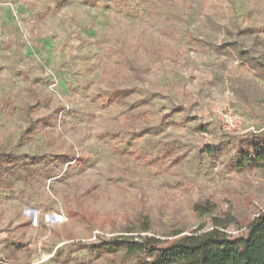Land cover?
<instances>
[{
    "label": "rangeland",
    "instance_id": "1",
    "mask_svg": "<svg viewBox=\"0 0 264 264\" xmlns=\"http://www.w3.org/2000/svg\"><path fill=\"white\" fill-rule=\"evenodd\" d=\"M258 145L264 0H0V264H123L83 248L209 217L243 233Z\"/></svg>",
    "mask_w": 264,
    "mask_h": 264
},
{
    "label": "trees",
    "instance_id": "2",
    "mask_svg": "<svg viewBox=\"0 0 264 264\" xmlns=\"http://www.w3.org/2000/svg\"><path fill=\"white\" fill-rule=\"evenodd\" d=\"M255 160L251 153L247 160H264V146L254 147ZM199 216H212L216 204L211 201H199L193 206ZM210 230L205 226L193 233L162 241L155 237H146L137 243L128 238L109 240L83 249L113 254L127 249L133 257L123 264H264V213L259 214L243 233L233 235L228 229L234 224L232 219L209 217ZM148 226L144 228L146 232Z\"/></svg>",
    "mask_w": 264,
    "mask_h": 264
},
{
    "label": "crops",
    "instance_id": "3",
    "mask_svg": "<svg viewBox=\"0 0 264 264\" xmlns=\"http://www.w3.org/2000/svg\"><path fill=\"white\" fill-rule=\"evenodd\" d=\"M3 264V263H2Z\"/></svg>",
    "mask_w": 264,
    "mask_h": 264
}]
</instances>
